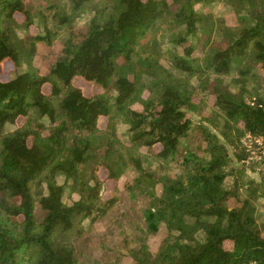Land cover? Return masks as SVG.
I'll use <instances>...</instances> for the list:
<instances>
[{
    "label": "trees",
    "instance_id": "1",
    "mask_svg": "<svg viewBox=\"0 0 264 264\" xmlns=\"http://www.w3.org/2000/svg\"><path fill=\"white\" fill-rule=\"evenodd\" d=\"M212 1L0 0V264H264V0Z\"/></svg>",
    "mask_w": 264,
    "mask_h": 264
},
{
    "label": "rangeland",
    "instance_id": "2",
    "mask_svg": "<svg viewBox=\"0 0 264 264\" xmlns=\"http://www.w3.org/2000/svg\"><path fill=\"white\" fill-rule=\"evenodd\" d=\"M210 9L213 14L215 16H223V15H227L231 12V8L226 5L222 0H213L212 2L206 4V5H202V4H195V9L197 10H203V9ZM93 15V12L90 10H85V12L76 20V23L78 24H84L88 21V19ZM40 50L43 51L42 46L40 47ZM35 65L37 66L39 71H43L45 68L44 62L42 60V56L39 55L37 58H35ZM22 70V68H19L18 71ZM8 74L7 72L5 73H0V78L6 79L8 78ZM215 76H212L211 78H214ZM223 79V77H221ZM224 83L227 84L232 90L234 91H238V89L240 88L239 84H236L233 80L232 77L229 76H225L223 79ZM248 86L251 87V83H248ZM246 98H250V95L246 93ZM198 119V118H197ZM9 128H11V126H8ZM126 126L121 124V123H117V130L120 134H122L125 131ZM210 129H212L214 132H216L217 134H219L218 130L216 128L210 127ZM248 131H244L241 135L240 138H242V136L244 135V133H246ZM252 132V131H251ZM184 144V143H183ZM233 160L235 161L236 158ZM232 165V164H231ZM153 168L157 169V165H153ZM171 172L170 170H167L166 173ZM247 173V177H245V180L247 178H252L255 181H260L262 175L256 173L255 171H250L249 169L246 170ZM102 176L104 175L103 173H101ZM129 175V174H128ZM127 176V173H126ZM58 182H62L63 181V177L59 176L58 178ZM230 180V178H229ZM241 194H245L244 189H242ZM77 195L76 194H72L69 192V189H67L63 195V201L66 204H70L72 202V200L76 199ZM256 207H257V216H258V220L260 222L264 221V198L263 199H259L256 202ZM191 221V220H190ZM165 236V231H163L160 235L157 236V238L160 240ZM157 242L152 241V248L155 250V246H156ZM123 262H127L128 259L127 258H122Z\"/></svg>",
    "mask_w": 264,
    "mask_h": 264
},
{
    "label": "built area",
    "instance_id": "3",
    "mask_svg": "<svg viewBox=\"0 0 264 264\" xmlns=\"http://www.w3.org/2000/svg\"><path fill=\"white\" fill-rule=\"evenodd\" d=\"M241 164L264 176V133L248 131L240 138Z\"/></svg>",
    "mask_w": 264,
    "mask_h": 264
}]
</instances>
